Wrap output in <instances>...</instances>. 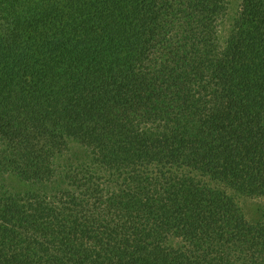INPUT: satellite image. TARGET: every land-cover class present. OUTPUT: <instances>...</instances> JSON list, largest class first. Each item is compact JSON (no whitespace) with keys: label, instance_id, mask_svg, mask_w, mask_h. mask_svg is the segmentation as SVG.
Returning <instances> with one entry per match:
<instances>
[{"label":"trees","instance_id":"1","mask_svg":"<svg viewBox=\"0 0 264 264\" xmlns=\"http://www.w3.org/2000/svg\"><path fill=\"white\" fill-rule=\"evenodd\" d=\"M240 1L0 0V264H264V0Z\"/></svg>","mask_w":264,"mask_h":264},{"label":"rangeland","instance_id":"2","mask_svg":"<svg viewBox=\"0 0 264 264\" xmlns=\"http://www.w3.org/2000/svg\"><path fill=\"white\" fill-rule=\"evenodd\" d=\"M231 7L234 9L237 7L240 0H229ZM261 204L260 200H249L245 203L244 207L246 208V212L250 219H257L258 217V208Z\"/></svg>","mask_w":264,"mask_h":264}]
</instances>
